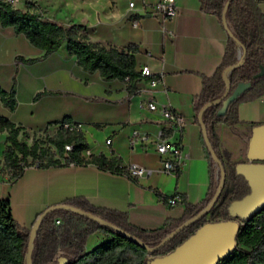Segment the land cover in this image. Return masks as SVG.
Returning <instances> with one entry per match:
<instances>
[{
  "label": "crops",
  "instance_id": "1",
  "mask_svg": "<svg viewBox=\"0 0 264 264\" xmlns=\"http://www.w3.org/2000/svg\"><path fill=\"white\" fill-rule=\"evenodd\" d=\"M33 1L50 21L62 26L82 24L90 41L116 47L134 44V68L146 65L152 73H161L162 82L148 88L145 80L139 79L133 91L128 92L123 80L104 79L96 70L82 69L75 63L74 55L67 54L63 42L42 54V48L27 41L25 52L10 53V80L0 86L13 90L15 102L9 109L0 101V114L30 137L33 131L66 116L81 123L80 134L88 154L101 153L119 166L133 161L156 168L160 157L151 140L131 147L127 144L131 129L153 137L158 127L165 126L159 112L145 106V100L152 99L182 116L180 133H167L170 140L180 144L183 158L176 173L153 172L138 178L92 162H68L27 164L16 178L10 179L0 155V198H7L13 220L20 227L29 228L34 215L45 206L72 197L84 199L94 207L119 211L128 223L144 229L180 218L184 204L199 203L209 183L210 164L193 105L201 75H209L216 68L226 43L227 33L218 16L203 9L199 0H174L176 12L168 19H161L150 10L155 0H144V8L139 6L140 0H131L134 8L127 7L130 0ZM258 8L263 15L264 40V0L258 2ZM130 19H135L134 26ZM18 34L21 33H15L11 26L0 25V39ZM2 45L0 54L5 47ZM27 57L34 59L25 60ZM234 114L237 120L232 123H213L216 149L225 171L227 165L246 160L251 128L264 123V92L239 101ZM5 134V130L0 131L2 144ZM105 138H109L108 143H104ZM173 192L180 199L167 204L165 199ZM103 238L100 231L90 232L83 250Z\"/></svg>",
  "mask_w": 264,
  "mask_h": 264
},
{
  "label": "trees",
  "instance_id": "2",
  "mask_svg": "<svg viewBox=\"0 0 264 264\" xmlns=\"http://www.w3.org/2000/svg\"><path fill=\"white\" fill-rule=\"evenodd\" d=\"M199 1L201 7L215 13L221 23L225 20L227 24L223 26L230 27L236 38L234 40L227 34L220 62L212 73L201 75L200 88L193 105L195 119L196 113L201 109L200 119L204 124L208 142L223 165L222 157L216 149L213 123L215 121L225 123L236 121L235 105L239 101L259 96L264 92L263 15L258 8V2L261 0H228L223 13L221 11L225 0ZM0 25L11 26L15 33H21L30 44L42 48V54L56 49L63 42L67 54L74 55L75 63L82 69L96 70L104 79L123 80L128 92L133 91L135 82L141 78L139 71L134 68L132 55L136 49L134 44L128 43L124 47H116L90 41L84 33L82 24L71 23L62 26L50 21L43 16L42 10L34 1L25 0L23 9H21L5 0H0ZM237 49L240 52L239 63L232 66L227 74L229 87L226 94L218 104L203 107L205 102L221 94L224 87L220 80L221 71L225 66L236 61ZM33 59L34 57L25 58L28 61ZM259 67H262V73L253 76ZM239 81L248 82L247 87L227 102L223 113H217L219 105L230 95ZM0 101L11 109L15 102L13 90L0 86ZM59 120L70 119L62 116L54 122ZM1 130H5L6 134L0 155L2 165L7 168L10 179L18 176L23 164L33 162H36L38 166L92 162L100 168L124 173L123 166L117 165L112 159L105 158L101 153L89 154L85 157L80 155V151L85 148V143L79 132L58 131L55 136L45 140L31 138L29 143H25L17 138L18 135L25 137L27 135L25 131L20 130L18 125H14L7 117L0 114ZM65 142H71L72 147L63 153L62 145ZM201 142L210 164L208 187L199 203L184 204L183 214L178 219L165 220L156 228L144 229L128 223L123 213L94 207L84 199L72 197L63 202L113 223L152 247L174 226L202 207L214 191L218 170L214 168V162L206 151L202 139ZM52 147L56 149L58 157L62 156V161L54 156ZM234 164L227 165L220 192L208 211L178 230L157 248L146 251L103 223H97L72 211L54 209L44 214L37 225L31 239L30 264H56L57 255L65 257L63 264H148L150 258L171 250L203 222L228 218L238 221L234 246L228 253L219 257L214 264H264V205L241 217L230 216L227 212L228 202L248 191L246 179L240 173H235ZM38 213L34 215L32 221ZM55 218L59 219L58 223H54ZM93 231H100L104 238L87 250H83L85 237ZM27 236L28 228L20 227L11 217L7 198H0V264H23ZM58 250L61 252L57 253Z\"/></svg>",
  "mask_w": 264,
  "mask_h": 264
},
{
  "label": "water",
  "instance_id": "3",
  "mask_svg": "<svg viewBox=\"0 0 264 264\" xmlns=\"http://www.w3.org/2000/svg\"><path fill=\"white\" fill-rule=\"evenodd\" d=\"M227 1L228 0H225L222 6V13L224 12ZM222 22V25L227 24L225 20H222ZM225 30L230 37L236 40V38L232 34L230 27L226 26ZM239 54L240 52L237 49L236 61L228 66H225L221 71L220 80L224 85L221 94L218 97L205 102L203 104V107L218 104L221 98L226 94L229 87V84L227 82V74L232 66L239 63ZM262 71V67H259V70L254 73L253 76L262 73ZM247 85L248 82H237L233 87L230 95L217 108V113H223L226 108L227 102L238 93L243 91L247 87ZM200 110L201 109H199V111L196 113V119L199 123L201 138L204 142L206 151L214 162L215 168L218 170V177L211 196L209 197L207 202L194 214L183 219L169 232L163 235L152 247H150L138 237L127 233L122 228L99 216L93 215L89 211L77 208L66 202L49 204L41 209V211L37 214L28 228L26 251L24 253L23 264H30L31 239L36 231L40 219L44 214L54 209H65L90 218L97 223H103L109 228L121 234L123 237L138 244L146 251H150L153 248L161 246L178 230L183 228L194 219L198 218L200 215L207 212L208 209L215 203V199L220 192L224 179V167L221 161L216 157L212 147L208 142L204 124L200 119ZM245 157V161L235 162L234 171L235 173H240L246 179L248 184V191L242 196L233 198L228 202L226 208L230 216H245L254 209H257L264 205V123L252 126L250 135L247 140ZM237 226L238 221L232 218L220 219L215 221H205L201 225H199L192 233H190L185 239L176 244L171 250L162 255L150 258L148 260V264H214L219 257L228 253L233 248L234 236L237 230ZM55 259L56 264H63L65 261V257L63 255H57Z\"/></svg>",
  "mask_w": 264,
  "mask_h": 264
},
{
  "label": "built area",
  "instance_id": "4",
  "mask_svg": "<svg viewBox=\"0 0 264 264\" xmlns=\"http://www.w3.org/2000/svg\"><path fill=\"white\" fill-rule=\"evenodd\" d=\"M9 3H14L17 0H5ZM128 8H134L135 5L133 1H127L126 3ZM147 3L144 0L139 1V6L144 8ZM150 10L161 17V19L171 18L176 12V5L174 0H155L150 4ZM131 25H135V19H130ZM168 34H172L171 30H166ZM139 74L141 75L140 79H144L148 88L154 87L157 83L162 82V75L160 72L152 73L150 69L146 65H141L137 68ZM146 108L150 110H157L163 120L165 121V126L158 127L153 135V137H149V135L137 129H131L127 135V144L131 147L132 145L139 144L141 142L151 140L153 143V148L155 152L160 157V166L156 168L148 167L140 165L136 162L130 161L127 162L124 168V175L129 178H138L141 176H147L153 172H162V173H176L179 169L183 154L181 152L180 144L176 141H172L168 138V131L180 133L183 118L176 111L172 110L167 105H157L154 100L146 99L145 100ZM80 125L81 123L73 120H59L56 122L47 123L40 129L33 131L31 133L32 138L45 140L47 138L53 137L56 135L58 131H65L69 133H80ZM109 138L104 139V143H108ZM63 153L65 151L71 149L72 143L65 142L62 145ZM54 150V156L58 157L56 154V149L52 147ZM88 149L84 148L80 151V155L88 154ZM89 155V154H88ZM59 161H62V156L58 157ZM21 164V162H20ZM32 165H36V162L31 163ZM25 165L23 164L22 167ZM179 195L176 192L171 193L165 201L167 204H173L175 201L179 200ZM59 219L55 218L54 223H58ZM58 253V252H57ZM57 255V254H56Z\"/></svg>",
  "mask_w": 264,
  "mask_h": 264
},
{
  "label": "rangeland",
  "instance_id": "5",
  "mask_svg": "<svg viewBox=\"0 0 264 264\" xmlns=\"http://www.w3.org/2000/svg\"><path fill=\"white\" fill-rule=\"evenodd\" d=\"M25 0H17L12 3L13 6L23 9ZM33 1V0H30ZM39 1V0H38ZM0 44L4 45V51L0 54V84H8L10 80L9 72L11 70V56L10 53L12 50H18L23 53L26 51L27 40L21 35L18 34L16 36L7 37L3 40L0 39ZM2 45V46H3ZM17 138L19 140H23L25 143H29L31 138L28 134L24 137V135H18ZM0 147H2V142L0 141ZM28 159V157H27ZM215 168V167H214ZM225 171V168H224Z\"/></svg>",
  "mask_w": 264,
  "mask_h": 264
}]
</instances>
